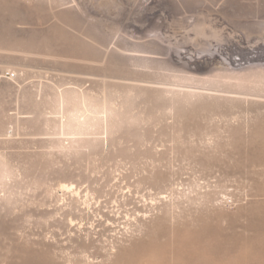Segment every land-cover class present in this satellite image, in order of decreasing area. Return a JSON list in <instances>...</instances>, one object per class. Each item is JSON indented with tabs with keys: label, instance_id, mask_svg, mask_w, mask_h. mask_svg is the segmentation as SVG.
I'll list each match as a JSON object with an SVG mask.
<instances>
[{
	"label": "rangeland",
	"instance_id": "obj_1",
	"mask_svg": "<svg viewBox=\"0 0 264 264\" xmlns=\"http://www.w3.org/2000/svg\"><path fill=\"white\" fill-rule=\"evenodd\" d=\"M0 264H264V0H0Z\"/></svg>",
	"mask_w": 264,
	"mask_h": 264
}]
</instances>
